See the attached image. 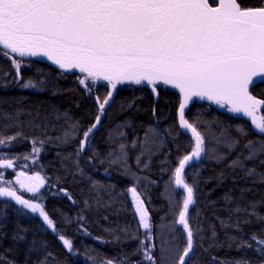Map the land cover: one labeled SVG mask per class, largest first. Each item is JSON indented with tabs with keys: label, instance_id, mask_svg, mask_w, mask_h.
Returning a JSON list of instances; mask_svg holds the SVG:
<instances>
[{
	"label": "snow or ice",
	"instance_id": "6c2138e0",
	"mask_svg": "<svg viewBox=\"0 0 264 264\" xmlns=\"http://www.w3.org/2000/svg\"><path fill=\"white\" fill-rule=\"evenodd\" d=\"M69 75L79 117L51 106L53 124L26 97H0V264H264V0H0V89L57 95ZM148 98L149 122L134 127ZM211 162L245 182L238 195L201 199ZM68 177L78 194L61 186ZM48 195L74 212L57 219ZM77 238L119 251H81ZM225 247L243 255L212 254Z\"/></svg>",
	"mask_w": 264,
	"mask_h": 264
},
{
	"label": "trees",
	"instance_id": "16d2710c",
	"mask_svg": "<svg viewBox=\"0 0 264 264\" xmlns=\"http://www.w3.org/2000/svg\"><path fill=\"white\" fill-rule=\"evenodd\" d=\"M40 66L42 68H45V70L47 71L46 66H50V64L45 63V62H41ZM50 67L54 68V66H50ZM74 80H75V77H73L71 75H69L65 79H60L58 81V87L61 91L57 95H52L48 91L38 93V92H34L32 90L21 91V90H16V89H10V90L0 89V97H5V98L12 97V96L26 97L27 99L24 101V105H25L26 109L29 105H31L33 107L41 106V108H40L41 117L47 115V116H49V118L53 122V124H55L56 123L55 115L52 112L51 106H56L60 112H63L66 109L71 110L72 114H74L76 117H79L80 115L83 114L82 110H76V108H75V105L77 102L80 101V98L77 95V93L71 91V89H73V87H74ZM172 91L173 90H169V96L168 97H165L163 95L161 96V99H160L159 104H158L159 109L166 108V100L171 98ZM124 95H130V93L125 92ZM150 99L151 98H148L142 102H139V106L142 109H148V111H146V112L142 111V112L136 114L134 122H133L134 127L136 125L141 124V123H143L145 126H147L149 119L151 117V107L149 104ZM8 108H9L8 104H6V103L0 104V109L7 110ZM193 111H195V109H193ZM125 115H130V114L126 113ZM123 118L124 117H120V119H123ZM207 118L210 119L211 116H209ZM223 118H224V116L222 115L221 119H223ZM125 131L128 133L129 139H131V137L133 135L131 129H125ZM143 133H144L143 128H137V134L138 135L143 137ZM28 148H29V146L27 144H23V145L19 146L16 149V151L25 152L28 150ZM53 155H54V153L49 152L45 157H43L44 163H47L48 160H51ZM173 158H175V157H173ZM20 163L23 164L24 161L21 160ZM28 164L33 170H35V166L31 165V162L30 163L28 162ZM222 170L225 172L227 178L223 181V184L220 187H216V184H217L216 176ZM191 171H194V169H189V172H191ZM153 172L156 173V178H158V169L156 168L155 163L153 166ZM46 174L49 177H51V180L53 182L56 180L57 173H56L54 167H47ZM59 175L63 176V173H59ZM113 176H114L113 182H116L118 184L117 191H119V189L124 187L125 184L122 181L116 180L115 173L113 174ZM202 177H203V179L201 180L202 192L200 194L201 199H203L205 197V195L208 194L210 192V190L213 188H215V191L212 192L211 196L209 197V199H211V200H216L218 197L222 196L223 193L225 191H227L229 188L236 189V194L238 195L239 194V192H238L239 187L244 186V184H245V182H243V181H238V182L234 183L233 177L231 175H228L227 162H225L222 165H217V164H215V162L206 163L204 169L202 170ZM98 178L101 179L102 181H105V178L102 176L98 177ZM167 178L168 177L165 176L164 180H167ZM204 179H208L207 184L204 183ZM247 183L251 184V181H248ZM160 184H161L160 188H154L152 190V199H153L155 206H158V205H161L164 203V201L157 199L159 192L162 191L163 180L160 181ZM61 186L68 188L69 191L73 192L74 194H78V187L79 186H77L76 184L73 183L71 177H68L66 180H63ZM46 204H47L48 211L51 212L53 214V216L56 217L57 219H59V216L54 211V209H63L64 211L68 212L69 214H72L74 212V209L70 207V202L67 201L66 198H62L60 196L48 195L47 200H46ZM8 211L10 212V210H8ZM160 215H163V213L161 212ZM221 215H225V213H221ZM110 219L114 222L118 221L120 224H123V222L125 220L130 219V217L125 215V214H121L120 216L110 215ZM21 223L24 224L25 226H31V221L27 218H24V217H21ZM100 224L103 227L108 226L107 222H105V221H100ZM111 226L116 227L117 224L113 223ZM91 230L93 232V235L105 236V234L101 231V228L97 227L94 224L92 225ZM68 231H69V233H71L72 230L69 229ZM29 237L31 238L30 234H29ZM105 238L110 239V237H107V236H105ZM46 239L51 241L52 237L49 235L46 237ZM221 239H223V233H221ZM10 243H11L10 240H5L4 246L7 247L8 244H10ZM85 244L90 245V246H94V247H96V249L98 251L105 253L106 255H109V256L115 255L116 252L119 251V246H116V247H113L112 245H103L102 246L97 241H94L92 239H85V238H77L76 239V246L81 251H83V247ZM132 246L133 245H128L127 247L131 248ZM59 250H60V246L58 244L55 245V247L52 249V251H54V252H59ZM212 254L217 255L219 257L228 258V259L243 255L241 253H237L235 250L230 251L227 249V247H225L219 251L213 250Z\"/></svg>",
	"mask_w": 264,
	"mask_h": 264
},
{
	"label": "flooded vegetation",
	"instance_id": "af4514ba",
	"mask_svg": "<svg viewBox=\"0 0 264 264\" xmlns=\"http://www.w3.org/2000/svg\"><path fill=\"white\" fill-rule=\"evenodd\" d=\"M24 195H25V197L27 198L30 194H28V193H24Z\"/></svg>",
	"mask_w": 264,
	"mask_h": 264
},
{
	"label": "water",
	"instance_id": "95a60500",
	"mask_svg": "<svg viewBox=\"0 0 264 264\" xmlns=\"http://www.w3.org/2000/svg\"><path fill=\"white\" fill-rule=\"evenodd\" d=\"M41 62H45V63H48V64H50V62L44 61V60H42V59H41Z\"/></svg>",
	"mask_w": 264,
	"mask_h": 264
},
{
	"label": "rangeland",
	"instance_id": "374dc122",
	"mask_svg": "<svg viewBox=\"0 0 264 264\" xmlns=\"http://www.w3.org/2000/svg\"><path fill=\"white\" fill-rule=\"evenodd\" d=\"M29 163L31 162V161H28ZM44 189H42V191H43Z\"/></svg>",
	"mask_w": 264,
	"mask_h": 264
}]
</instances>
